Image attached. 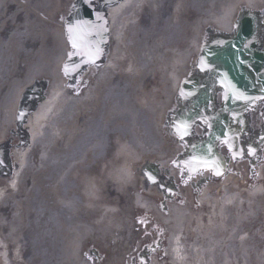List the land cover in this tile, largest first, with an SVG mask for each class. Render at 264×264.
Returning a JSON list of instances; mask_svg holds the SVG:
<instances>
[{
	"label": "bare ground",
	"instance_id": "6f19581e",
	"mask_svg": "<svg viewBox=\"0 0 264 264\" xmlns=\"http://www.w3.org/2000/svg\"><path fill=\"white\" fill-rule=\"evenodd\" d=\"M69 1L0 0V142L15 127L21 91L50 80L18 174L11 183L0 175L4 264H124L138 242L135 207L171 229V261L158 254L152 264H264V160L256 183L221 177L200 202L182 195L166 214L136 178L138 164L168 168L179 152L161 120L203 26L228 29L238 6L258 9L264 0H123L110 11L107 62L78 84L60 72L66 42L57 18ZM116 194L132 203L119 205ZM90 244L106 253L101 263L87 254Z\"/></svg>",
	"mask_w": 264,
	"mask_h": 264
},
{
	"label": "water",
	"instance_id": "95a60500",
	"mask_svg": "<svg viewBox=\"0 0 264 264\" xmlns=\"http://www.w3.org/2000/svg\"><path fill=\"white\" fill-rule=\"evenodd\" d=\"M113 1L107 0V3ZM252 25L245 17L240 22V35L236 39L226 41L222 48L214 47L211 55L213 58L209 56V60L212 62L211 65H215V76L218 77V74H220L223 82L226 84L224 93L227 98V106L225 109L232 110L234 116L233 106L236 103L239 106L253 103L258 99V96L264 95V56L261 51H258L255 41L256 36ZM69 38L71 44L75 45V47H79L81 50L93 55H97L101 49L106 47L107 41L106 33H99L98 35L91 34L88 36L87 44L84 41L81 30H75L73 26L70 27ZM243 40L247 46H250L251 52L238 48L239 46L244 47ZM188 88H191L190 92H187L189 96L198 93L196 98L197 103L206 104L211 99L208 94L210 91L205 86L201 87L197 83H194L189 85ZM197 89H199V92ZM188 120L189 117L187 116L182 118L180 122L185 123ZM228 123L229 120L225 112L216 118V124L210 133L209 141L193 146V159L191 164L213 168L215 173L220 170L222 158L214 153L213 142L216 140H224L230 145L233 141L234 132ZM178 126L184 129V131L187 130L186 125Z\"/></svg>",
	"mask_w": 264,
	"mask_h": 264
},
{
	"label": "rangeland",
	"instance_id": "374dc122",
	"mask_svg": "<svg viewBox=\"0 0 264 264\" xmlns=\"http://www.w3.org/2000/svg\"><path fill=\"white\" fill-rule=\"evenodd\" d=\"M70 3L71 2H67V3H64L65 5L63 4L64 6H62L61 13L58 14L59 16L60 15L62 16V15H65V14L68 13V7L70 6ZM60 17H58L57 19L59 20ZM58 23L60 25L61 30H63L62 29V26L64 25L65 22H63V24H61L60 22H58ZM202 32H203V30H202ZM62 34H63V32H62ZM20 69L22 71H24L26 69V65L25 66H20ZM19 138H20V136H19ZM174 154L175 153H173L172 157L174 156ZM145 163H147V162L144 161V162H142V163H140V164L137 165V175H139V179H140V175H141L140 171L143 168V166L145 165ZM233 165H234V168L230 170V173L232 174V176H234V179L237 181L238 185H243V186L245 185L246 186L247 183L250 181L249 179H255L254 177L256 175H255V173L252 174V169L249 166L248 160H245V159L242 160L241 159V160H238L237 162H233ZM218 181L219 180H215L212 183H215V182H218ZM184 187L181 188V195L182 194H187L188 192L189 193H192L191 190L189 189V187H186V188H184ZM145 190H147V189H145ZM148 192L154 193L157 196L160 195L155 188H149ZM128 193H129V196H130L131 195V191H129ZM116 196L118 197V200L120 202V203L119 202L118 203L121 206L124 205V203L127 202V200L128 201H131L130 198L127 197V196H123V195H120V194L119 195L116 194ZM151 201H152L153 205H155L157 207L156 203L153 200H151ZM149 216H150V214H149ZM150 217L151 218H149L147 220L138 221L137 220V215H136V218H134L133 220H131V226L135 225V226H139V227L146 228L147 230L149 229L148 230V233H146L145 236H144V239L147 242H152V239H153L154 233H155L153 231V227L151 225L152 222L153 223H155V222H154L153 216L151 215ZM135 230L138 231V233H139L137 235L138 242H137L134 250L131 251V252H129V255L126 257V262L128 264H140V262H141L140 261V258H139L140 257L139 251L142 250V247H141L142 240H141V238L143 237V235L141 236V234H140L141 233V230L138 227ZM165 247L166 246H164L163 248H159V250L157 249V251L155 253L162 252V249H164ZM97 248L98 247L90 244V245H88L86 247V252H87V254L89 256H92L95 260H97L96 259L97 257H95V255L93 254V252L96 251L97 254H99V260H97V261L99 263H101L105 259L104 257L106 256V253H105V256H104V252L102 250H100V249H97Z\"/></svg>",
	"mask_w": 264,
	"mask_h": 264
},
{
	"label": "snow or ice",
	"instance_id": "6c2138e0",
	"mask_svg": "<svg viewBox=\"0 0 264 264\" xmlns=\"http://www.w3.org/2000/svg\"><path fill=\"white\" fill-rule=\"evenodd\" d=\"M75 46V45H74Z\"/></svg>",
	"mask_w": 264,
	"mask_h": 264
}]
</instances>
